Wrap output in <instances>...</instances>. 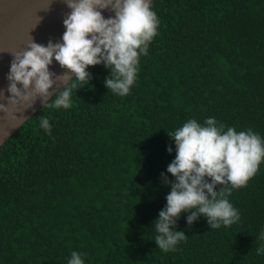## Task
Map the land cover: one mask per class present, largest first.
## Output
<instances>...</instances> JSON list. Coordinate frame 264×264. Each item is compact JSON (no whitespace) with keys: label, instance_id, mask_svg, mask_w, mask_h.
I'll use <instances>...</instances> for the list:
<instances>
[{"label":"trees","instance_id":"16d2710c","mask_svg":"<svg viewBox=\"0 0 264 264\" xmlns=\"http://www.w3.org/2000/svg\"><path fill=\"white\" fill-rule=\"evenodd\" d=\"M150 4L157 35L127 96L108 91L103 63L90 66L69 109L43 106L0 148V264H68L73 251L84 264H264V160L227 197L237 222L189 225L193 209L176 221L187 238L174 251L153 240L164 177L175 182L167 132L214 117L264 141V0Z\"/></svg>","mask_w":264,"mask_h":264},{"label":"clouds","instance_id":"9594fccd","mask_svg":"<svg viewBox=\"0 0 264 264\" xmlns=\"http://www.w3.org/2000/svg\"><path fill=\"white\" fill-rule=\"evenodd\" d=\"M70 13L64 19L62 43L49 41L47 46L31 41L25 50L13 54L7 79L11 93L6 97L0 91V112L19 122L16 112L33 107L37 98L44 106L69 109L73 89L89 85L87 69L101 63L110 69L106 88L121 97L127 96L137 77L139 57L147 55L148 46L157 35L159 20L149 0H65ZM102 10L115 13L105 19ZM53 59L61 68V75L49 70ZM74 74V77L71 75ZM75 80L78 83L69 82ZM62 85L52 104L47 101L51 89ZM20 85L21 87H18ZM40 126L51 130L49 120L40 118ZM175 141L176 156L167 172L175 177L166 196V207L153 222L157 235L154 241L163 252L174 251L187 237L175 230L181 213L191 211L187 223L191 225L200 215L207 218L211 229L230 226L239 220V213L229 202L233 189L247 185L264 160V141L251 129L237 132L233 127L224 131V125L214 117L204 125L189 120L174 132H167ZM172 152L171 147L168 148ZM210 179L211 182H208ZM220 187L216 191L217 185ZM264 238V237H262ZM264 253V247L256 250ZM82 253L73 251L68 264H84Z\"/></svg>","mask_w":264,"mask_h":264},{"label":"water","instance_id":"95a60500","mask_svg":"<svg viewBox=\"0 0 264 264\" xmlns=\"http://www.w3.org/2000/svg\"><path fill=\"white\" fill-rule=\"evenodd\" d=\"M152 1L149 0L150 3ZM70 11L65 0H0V91H3L6 97L11 95L7 91L10 83L7 77L14 59L13 54L25 50L31 41L44 46H47L49 41L62 43V36L66 30L63 21ZM102 15L105 19L114 18L115 13L102 10ZM49 70L56 75L67 71L54 59ZM71 75L74 77V74ZM60 87L62 85L57 84L50 90L52 95L48 101L55 96ZM0 103L6 101L0 100ZM43 103L37 98L33 107L25 111L21 105L20 110L16 112L18 117H22L19 122L0 112V148L44 106Z\"/></svg>","mask_w":264,"mask_h":264}]
</instances>
